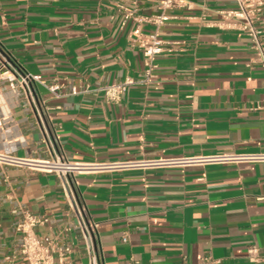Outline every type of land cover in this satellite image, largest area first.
Wrapping results in <instances>:
<instances>
[{"label": "crops", "instance_id": "crops-1", "mask_svg": "<svg viewBox=\"0 0 264 264\" xmlns=\"http://www.w3.org/2000/svg\"><path fill=\"white\" fill-rule=\"evenodd\" d=\"M188 1L192 9L170 10L175 18L159 32L172 51L156 58V77L111 102L103 88L145 71L133 22L123 27L108 0H0V58L60 87V97L39 90L69 160L264 154V68L247 66L248 37L208 26L235 5ZM157 2L141 0L140 12L157 15ZM259 27L264 44V12ZM4 107L13 122L0 133V153L49 158L39 115L12 98ZM71 188L69 197L55 175L0 162V259L17 247L21 208L48 217L36 232L57 237L76 222L77 200L97 225L102 264H255L253 246L264 260V161L97 172L76 176ZM75 253L87 262L80 241Z\"/></svg>", "mask_w": 264, "mask_h": 264}, {"label": "built area", "instance_id": "built-area-1", "mask_svg": "<svg viewBox=\"0 0 264 264\" xmlns=\"http://www.w3.org/2000/svg\"><path fill=\"white\" fill-rule=\"evenodd\" d=\"M114 5L116 14L122 18V26L133 22L136 26L133 43H138L143 50L145 71L138 81L127 78L124 82L103 88L106 97L111 102H119L136 84H149L156 76L157 57L171 52L166 48V42L160 39L159 32L172 18L170 10H191L188 0H158L157 15H144L141 11V0H108ZM234 8L218 10L220 21L208 24L211 28L236 31L239 35L250 39L254 56L248 67L261 65L264 68L263 31L259 24L264 12V0H230ZM116 14L114 17H116ZM153 25L154 31L145 34L143 27ZM174 45V43H173ZM46 88L56 97L60 87L49 86L41 76H34L22 69L8 54L0 58V133L10 131L13 122L11 111H4V103L8 98L21 102L26 112H36L39 115L46 138L51 142L52 153L46 159L19 158L11 153H0V162L16 166H29L39 173L55 175L61 182L66 195L71 196L73 179L79 175L97 172H119L128 169H157L186 166H205L212 164H236L241 162L264 161L263 153L247 154H214L194 157H176L147 159L140 161L116 162H82L71 161L59 149L58 129L52 125L46 116L47 104L41 96L39 88ZM72 95L79 94L77 88H72ZM6 109V108H5ZM45 118V119H44ZM6 124V125H5ZM23 144L24 140L16 139ZM74 201V200H73ZM72 211L76 222L70 223L57 237L40 236L36 230L46 226L50 219L44 215H35L21 208L19 217L14 224V233L17 237V247L0 259V264H102L101 254L96 245L97 225H91L87 220L82 206L77 200L72 204ZM74 236L75 240L65 241L66 236ZM80 241L84 248L87 262L75 260L76 242ZM127 242V238H124ZM249 258L255 264H263L259 256V249L250 247ZM132 264V262L130 263Z\"/></svg>", "mask_w": 264, "mask_h": 264}]
</instances>
